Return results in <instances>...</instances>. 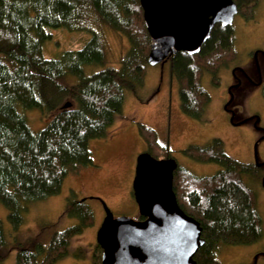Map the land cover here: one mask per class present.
Segmentation results:
<instances>
[{"label":"trees","instance_id":"16d2710c","mask_svg":"<svg viewBox=\"0 0 264 264\" xmlns=\"http://www.w3.org/2000/svg\"><path fill=\"white\" fill-rule=\"evenodd\" d=\"M233 1L237 15L253 18L257 0ZM92 22L118 32L129 47L117 68L104 66L86 75V66H102L105 60L106 45ZM58 29L85 31L90 38L77 51L46 58L43 45ZM149 49L139 0H0V204L11 228L9 239L0 220V264L12 251L15 264H55L67 255L71 238L89 226L90 207L74 197L67 199L58 221L75 218L77 224L58 230L46 223L25 236L19 231L29 205L59 194L67 176L92 164L89 142L106 138L125 97L138 96L149 67ZM235 54L232 27L215 25L198 54L179 52L168 59L183 114L203 118L210 97L202 77L208 75L210 84L217 86L218 71ZM66 103L71 107L64 109ZM29 110L39 111L32 112L38 114L39 126L42 117L47 120L41 130H31ZM146 131L148 137L139 134L149 152H161L155 133ZM182 154L200 164L220 166L212 176L199 177L181 167L173 174L179 207L202 228L205 243L194 260L219 264V246L251 245L262 236L256 194L243 181L245 175L259 179L260 170L228 156L219 139L188 147ZM101 252L95 244L92 264H100Z\"/></svg>","mask_w":264,"mask_h":264},{"label":"rangeland","instance_id":"374dc122","mask_svg":"<svg viewBox=\"0 0 264 264\" xmlns=\"http://www.w3.org/2000/svg\"><path fill=\"white\" fill-rule=\"evenodd\" d=\"M253 18L243 22L239 15L233 20L234 59L218 71L217 86L210 84V77L204 75L201 85L210 97L201 120L193 119L180 110L177 85L169 76V63L163 66L147 67L143 88L138 96L132 94L125 97L122 112L116 117L104 139L89 142L92 164L83 167L77 173L67 176L61 192L43 201L28 206L24 214L23 224L19 231L23 233L37 232L40 226L53 223L58 230H64L77 224L75 218H58L63 213L67 199L83 200L90 207L93 219L78 236L71 238L67 246V255L55 264H92V250L96 244V232L102 222L104 213L102 202L109 208L114 217L126 216L138 219L137 206L132 197L131 184L136 157L149 150L144 137H148L146 129L155 133L158 144L163 147L161 152L151 151L155 159H164V153L170 152L178 166L190 171L196 176H212L220 170L217 164H200L182 154L188 147L205 146L212 139H219L224 144L225 152L231 158L244 163L253 164L254 144L258 134L263 133L249 122H241L232 126L229 116L224 110L232 84L231 67L248 68L252 65L251 53L256 49H264V0H257ZM92 29L101 35L106 45L105 60L102 66H86L84 72L91 75L102 68L113 66L117 68L120 58L128 50L129 44L125 37L104 25L92 22ZM51 40L44 43L42 55L56 59L64 51H77L89 40L90 34L83 31L68 32L64 29L51 31ZM254 73V72H253ZM248 90L252 87L247 85ZM228 92V93H227ZM245 92V90H244ZM235 95L238 92H234ZM250 93V92H249ZM239 105L240 114L249 119L253 114L260 117V128L264 130V96L259 89H253L250 95ZM237 104L240 102L236 100ZM231 107L233 105L230 104ZM29 112H39L29 110ZM28 116L31 130L42 129L47 120L38 124V114ZM252 119V118H250ZM39 126V127H38ZM41 128V129H40ZM161 153V154H159ZM168 157V156H167ZM258 162L264 163V141L257 144ZM259 179L243 176V181L257 197V210L261 217V238L251 245L224 246L217 251L219 264H264V183ZM1 205V204H0ZM7 210L0 206V220L9 235L10 225L6 219ZM11 234L9 235V239ZM15 251H12L2 264H15Z\"/></svg>","mask_w":264,"mask_h":264},{"label":"water","instance_id":"95a60500","mask_svg":"<svg viewBox=\"0 0 264 264\" xmlns=\"http://www.w3.org/2000/svg\"><path fill=\"white\" fill-rule=\"evenodd\" d=\"M139 5L150 45L146 62L151 67L163 66L179 52L198 54L214 26L231 27L238 13L233 0H139ZM70 107V103L63 106ZM254 161L261 165L257 143ZM176 169L173 158L137 156L131 187L139 219L114 217L102 202L104 217L96 232L101 264H197L194 256L205 243L202 228L177 203Z\"/></svg>","mask_w":264,"mask_h":264},{"label":"flooded vegetation","instance_id":"af4514ba","mask_svg":"<svg viewBox=\"0 0 264 264\" xmlns=\"http://www.w3.org/2000/svg\"><path fill=\"white\" fill-rule=\"evenodd\" d=\"M240 17H241V20L243 22L247 21V19H244L242 16H240ZM251 61H252V65L248 68H245V67L241 68L239 66L231 67L230 70H231V77H232L233 82L227 88V91H229V96L227 98V103L224 106V110L228 114L229 122L232 126H237L241 122H243V123L249 122L255 127V129H257L258 131L261 130L263 133L261 134V132H259L260 135L258 134V140L256 142L257 144H259L262 141H264V130L262 128H260V117H259V115L253 114L250 117L252 119L249 118V119L245 120L244 117L240 114L241 107L239 105L247 97V96L243 97L244 94H242V93H245L249 96L250 93L252 92V90L255 88L259 89L260 92L264 96V49L259 48V49L254 50L251 53L250 62ZM247 85L251 86L252 89L248 90L246 88ZM244 90H245V92H244ZM238 91H239V93H237L235 95L234 92H238ZM236 100H239L240 102L237 104V102H235ZM232 103H233V105L231 107L230 104H232ZM142 153H149L151 155V153L149 152L148 149H147V151H144ZM169 156H170V152H169ZM167 158H172V157L170 156ZM178 167H180V166H178V164H177V168ZM134 169H135V165H134ZM257 169L263 172L262 173L263 175L261 176V179H263L264 178V163L261 164L260 166H258ZM133 177H134V173H133ZM132 180H133V178H132ZM261 182H262V180H261ZM131 189H132V187H131ZM131 192H132V190H131ZM132 197H133V195H132Z\"/></svg>","mask_w":264,"mask_h":264},{"label":"bare ground","instance_id":"6f19581e","mask_svg":"<svg viewBox=\"0 0 264 264\" xmlns=\"http://www.w3.org/2000/svg\"><path fill=\"white\" fill-rule=\"evenodd\" d=\"M260 163V162H259ZM256 166V165H255ZM256 168H257V166H256ZM103 209V208H102ZM103 213H104V210H103ZM119 217V216H118ZM139 219V218H138ZM102 251V250H101ZM101 255H102V252H101ZM100 264H101V262H100Z\"/></svg>","mask_w":264,"mask_h":264}]
</instances>
